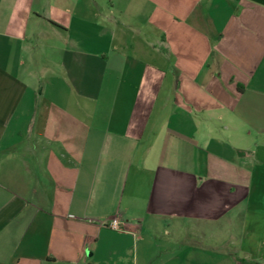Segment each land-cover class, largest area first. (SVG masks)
Listing matches in <instances>:
<instances>
[{"label": "crops", "instance_id": "0c3cea01", "mask_svg": "<svg viewBox=\"0 0 264 264\" xmlns=\"http://www.w3.org/2000/svg\"><path fill=\"white\" fill-rule=\"evenodd\" d=\"M0 264H264V0H0Z\"/></svg>", "mask_w": 264, "mask_h": 264}, {"label": "built area", "instance_id": "2783aa9c", "mask_svg": "<svg viewBox=\"0 0 264 264\" xmlns=\"http://www.w3.org/2000/svg\"><path fill=\"white\" fill-rule=\"evenodd\" d=\"M107 226L115 229V230H119L120 229V223L117 219H112L107 223Z\"/></svg>", "mask_w": 264, "mask_h": 264}]
</instances>
